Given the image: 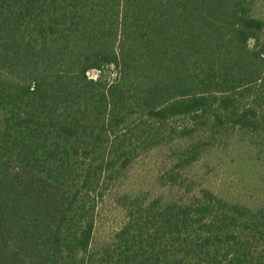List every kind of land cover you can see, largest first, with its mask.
<instances>
[{
    "label": "trees",
    "instance_id": "trees-1",
    "mask_svg": "<svg viewBox=\"0 0 264 264\" xmlns=\"http://www.w3.org/2000/svg\"><path fill=\"white\" fill-rule=\"evenodd\" d=\"M255 0H0V264H264V206L208 188L99 203L133 161L264 152V19ZM97 72L90 76L89 71Z\"/></svg>",
    "mask_w": 264,
    "mask_h": 264
},
{
    "label": "rangeland",
    "instance_id": "rangeland-1",
    "mask_svg": "<svg viewBox=\"0 0 264 264\" xmlns=\"http://www.w3.org/2000/svg\"><path fill=\"white\" fill-rule=\"evenodd\" d=\"M254 13L264 19V0H255ZM90 76L97 72L91 70ZM173 150L156 148L136 158L129 170L99 203L94 226L92 244L106 241L125 219L121 203L127 192L145 195L163 194L172 199L190 194L199 188H208L228 200L243 202L250 206H264V152L259 151L247 139L233 138L227 145H215L205 149L200 158L186 169L175 186L167 174L170 173Z\"/></svg>",
    "mask_w": 264,
    "mask_h": 264
}]
</instances>
